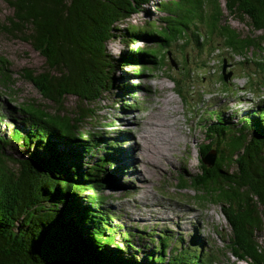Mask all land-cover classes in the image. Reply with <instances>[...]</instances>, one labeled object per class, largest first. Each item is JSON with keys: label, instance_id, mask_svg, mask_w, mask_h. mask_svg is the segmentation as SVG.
<instances>
[{"label": "trees", "instance_id": "trees-1", "mask_svg": "<svg viewBox=\"0 0 264 264\" xmlns=\"http://www.w3.org/2000/svg\"><path fill=\"white\" fill-rule=\"evenodd\" d=\"M3 1L12 10L11 28L43 60L41 71L21 69L17 75L54 110L35 101L3 107L10 125L0 134V264H212L196 237L185 247L164 233L157 250L141 257L134 255L131 232L120 234L123 248L115 244L114 213L101 191L112 185L108 171L120 159V143L103 140L106 133L81 132L96 122L95 104L112 89L126 99L139 88L115 83L121 65L131 66L135 77L163 72L174 48L183 62L178 73L167 76L181 99L190 75L188 51L205 53L203 69L210 70L209 62L221 56V63L238 55L240 63H253L259 81L251 76L248 83L258 92L245 91L261 96L264 0ZM151 6L156 19L128 25L121 35L144 46L114 59L107 45L121 33L118 26ZM226 17L249 32L236 31ZM10 66L0 56V89L11 91ZM218 79L225 87L222 75ZM69 97L76 105L64 113ZM140 104L123 107L144 110ZM210 115L201 125L205 142L197 146L200 174L179 173L176 188L221 208L229 227L227 248L236 261L264 264V100L240 117ZM210 152L215 159L207 166L203 161Z\"/></svg>", "mask_w": 264, "mask_h": 264}, {"label": "rangeland", "instance_id": "rangeland-1", "mask_svg": "<svg viewBox=\"0 0 264 264\" xmlns=\"http://www.w3.org/2000/svg\"><path fill=\"white\" fill-rule=\"evenodd\" d=\"M11 16L12 10L0 0V56L10 63L9 69L14 73L11 91L0 89V134H6L9 130L7 125H10L4 106L14 107L35 101L54 110L41 100L32 85L17 75L21 69L41 71L43 60L23 40V35L11 28L8 20ZM156 17L154 6H151L143 15L121 23L118 26L121 30V33L117 32L118 38L107 45L109 55L118 59L129 51L141 49L144 46L142 41L129 44V39L121 35H124L128 25L136 23L142 26L144 22ZM226 20L236 31L243 34L249 32L244 23L227 17ZM174 50L170 55L171 60L166 59L167 67L163 72H145L143 76L135 77L131 66L121 65L118 68L120 70L117 69L114 74L117 79L115 83H128L139 88L134 90L132 97L126 99L122 97L120 89H112L110 94H106L95 104L96 122H90L91 125L84 126L81 132L83 136L87 133H106L103 140L120 143L117 154L120 159L118 163L113 162L108 171L112 185L101 191L107 199L106 208L114 213L112 225L117 228L114 242L123 248L120 234L124 231L131 232L136 251L134 255L141 257L157 250V242L163 239L159 235L164 233L185 247L196 237L197 242L203 243V249L210 255L212 264H246L236 261L227 248L229 227L221 208L218 205L198 203L193 192L177 189L176 183L179 173L192 176L200 174L197 146L205 142L201 125L211 117V112L224 113L230 119L235 118L234 113L240 117L264 100V89L262 97L245 91L258 92L248 83L251 76L252 81H259L258 67L251 62L243 64L240 63L242 59L231 60L225 56L229 61L225 73L230 72L231 77L224 87L218 79L223 57H218L215 64L210 62V70L203 69L201 65L206 60L205 53L199 56L196 51H188L186 66L190 75L183 88V100L176 94L174 85L167 76L178 73V65L183 62L184 56L177 53L178 48ZM262 58L264 60V54ZM259 98L261 101L255 104ZM132 101L135 104L141 102L143 112L140 113V109L134 107H123L124 103L132 105ZM75 105V99L67 98L63 106L64 113L73 111ZM139 126L146 128L148 132H142L138 129ZM177 139L180 141L179 145H176ZM145 142L165 155V159H158L159 168L144 164L141 147ZM100 155L101 152L96 157ZM13 156H19V153L15 152ZM164 242L169 243L166 240ZM171 248L172 246L167 248L168 253ZM135 259L140 262V258Z\"/></svg>", "mask_w": 264, "mask_h": 264}, {"label": "bare ground", "instance_id": "bare-ground-1", "mask_svg": "<svg viewBox=\"0 0 264 264\" xmlns=\"http://www.w3.org/2000/svg\"><path fill=\"white\" fill-rule=\"evenodd\" d=\"M227 53V52H226ZM231 53V52H230ZM214 54V53H213ZM232 56H233V54H232ZM231 56V57H232ZM230 57V58H231ZM243 57V56H242ZM236 58H239V59H241V57H239V55L238 56H233V58L232 59H236ZM244 58V57H243ZM210 63V62H209ZM214 72H215V70H214ZM213 72V73H214ZM216 85V84H215ZM217 86V85H216ZM219 90V89H218ZM264 95V94H263ZM262 97V96H261ZM243 98V97H242ZM252 99V98H251ZM260 99V98H259ZM168 101H170V100H168ZM252 105V104H251ZM149 127H151V126H149ZM139 130H142V132H145V133H147L148 132V130H145L146 128H143V127H140L139 126V128H138ZM179 143H180V141H179V139H177V143H176V145H179ZM141 150H142V152L144 153V158H145V162H144V164L145 165H149V166H151V167H154V168H159L160 167V164L158 163V159H165L166 157H165V155L163 154V153H160V152H158V151H155V149H154V147L151 145V144H149V143H147V142H145V143H143V145H142V147H141ZM149 168V167H148ZM146 179L147 178H145L144 179V181H146Z\"/></svg>", "mask_w": 264, "mask_h": 264}, {"label": "water", "instance_id": "water-1", "mask_svg": "<svg viewBox=\"0 0 264 264\" xmlns=\"http://www.w3.org/2000/svg\"><path fill=\"white\" fill-rule=\"evenodd\" d=\"M226 61L223 60V63H222V67H221V75L223 77V81L226 83L228 81V79L231 77V73H225V70L227 68V65H226ZM214 159H215V154L214 152H210L207 154L206 158L204 159V164L207 165V166H212L213 165V162H214Z\"/></svg>", "mask_w": 264, "mask_h": 264}, {"label": "built area", "instance_id": "built-area-1", "mask_svg": "<svg viewBox=\"0 0 264 264\" xmlns=\"http://www.w3.org/2000/svg\"><path fill=\"white\" fill-rule=\"evenodd\" d=\"M211 62H212V64H215L216 61H213V60H212Z\"/></svg>", "mask_w": 264, "mask_h": 264}]
</instances>
